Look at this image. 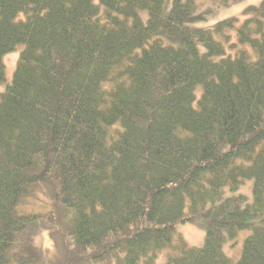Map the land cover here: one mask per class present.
<instances>
[{
  "label": "trees",
  "instance_id": "16d2710c",
  "mask_svg": "<svg viewBox=\"0 0 264 264\" xmlns=\"http://www.w3.org/2000/svg\"><path fill=\"white\" fill-rule=\"evenodd\" d=\"M216 1L0 0V264H43L39 185L74 210L66 264H264V0L197 27L243 0Z\"/></svg>",
  "mask_w": 264,
  "mask_h": 264
},
{
  "label": "rangeland",
  "instance_id": "374dc122",
  "mask_svg": "<svg viewBox=\"0 0 264 264\" xmlns=\"http://www.w3.org/2000/svg\"><path fill=\"white\" fill-rule=\"evenodd\" d=\"M99 0H96L98 2ZM263 0H243L239 3L233 4L229 7H223L216 11L207 22L196 24L197 27L210 28L213 27L219 21L224 19L238 17L243 20V13L246 8L250 6H258ZM202 7L214 6L217 4L216 0H198ZM24 45H21L13 53L8 54L4 58L6 65V81L0 84V99L1 94L5 91L7 84L11 83L16 71L19 55ZM201 88H199V91ZM198 91V92H199ZM197 92V93H198ZM39 184V183H38ZM37 184V185H38ZM36 185V186H37ZM35 186V187H36ZM43 185H39L34 189V193L31 194L30 200L34 203H30L32 206L26 207V214H42L44 218H41L36 224L39 225L38 233H25L24 244H34L41 248L40 256L38 260L43 264H66L69 261H75L77 259H84L80 254L72 256L68 252V244L70 238V231L74 223V210L68 208L66 216L60 215L56 212L59 209L60 203L56 200L55 196L48 189H43ZM252 181H248L243 192H251ZM48 190V192H47ZM39 203V204H35ZM48 216V217H46ZM33 228V227H32ZM58 232V233H57ZM29 233V234H28ZM180 234L189 245L200 247L205 241V230L199 224L188 223L180 228ZM250 234V230H243L239 234L238 242L235 246L226 245L225 253L232 259L234 263L239 261L244 244V240ZM73 250V249H72ZM163 257L155 264H164Z\"/></svg>",
  "mask_w": 264,
  "mask_h": 264
}]
</instances>
